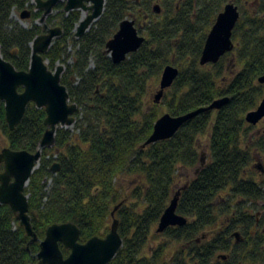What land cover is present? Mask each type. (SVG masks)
I'll list each match as a JSON object with an SVG mask.
<instances>
[{
  "label": "trees",
  "instance_id": "1",
  "mask_svg": "<svg viewBox=\"0 0 264 264\" xmlns=\"http://www.w3.org/2000/svg\"><path fill=\"white\" fill-rule=\"evenodd\" d=\"M247 2L106 0L102 17L79 39L75 29L81 12L67 14L64 2L56 6L47 25L60 27L63 34L44 58L51 71L57 64L65 67L61 84L78 110L73 129L57 128L55 145L43 150L26 188L40 241L50 226L65 223L79 228L82 244L105 238L112 212L121 204L115 218L123 246L109 264H264V215L261 222L253 215L264 210V166L254 164L255 156L264 153V136L252 135L255 126L246 121L264 98L259 83L264 0H254L249 10ZM229 3L240 13L234 49L217 64L202 66L208 34ZM157 4L160 14L154 10ZM34 10L32 0H0L1 54L18 71L29 70L31 43L45 33L36 23L44 12ZM26 11L32 13L28 27L13 19L14 13ZM126 18L136 20L146 41L115 64L106 45ZM168 65L179 69L178 78L161 103L153 99L147 105L153 82ZM224 98L229 101L220 110L202 113L174 137L143 147L161 109L184 116ZM46 116L31 103L11 130L0 101V153L5 148L36 153L47 130ZM261 173L262 182L255 178ZM178 192L177 214L187 224L158 233ZM31 240L11 207L0 203V264H39L40 242ZM60 247L67 258L71 251Z\"/></svg>",
  "mask_w": 264,
  "mask_h": 264
},
{
  "label": "water",
  "instance_id": "2",
  "mask_svg": "<svg viewBox=\"0 0 264 264\" xmlns=\"http://www.w3.org/2000/svg\"><path fill=\"white\" fill-rule=\"evenodd\" d=\"M65 3L64 11L69 14L80 11L81 20L75 29L77 39L83 37L97 22L105 11L106 0H33L36 10H43L44 14L39 20L44 24L45 33L35 38L31 43L32 56L28 71H18L10 62L3 59L0 47V101L4 102L7 123L11 130H15L25 116L29 104L34 103L38 109L46 111L44 121L47 130L40 142L36 153L28 151H14L5 148L0 153V165L4 164V171L0 173V203L9 205L25 228L31 243L40 242V252L37 255L39 264H109L123 246L119 234V220L115 218L116 211L112 212V224L109 234L105 238L94 237L87 243H80L79 228L72 223L56 224L50 226L45 239L40 241L33 230L29 215V196L26 188L32 174L38 168L42 152L55 145L57 128H71L75 123V113L78 106L70 102L67 88L61 84V77L65 70L58 66L51 71L44 56L48 53L55 39L63 34L60 27L50 28L47 17L51 15L59 3ZM156 13H161L160 6L154 7ZM85 14V15H84ZM30 11L23 12L21 19H28ZM240 13L234 3L227 4L217 16L216 22L210 30L200 58V64H217L227 53L233 51V30L238 23ZM146 41L136 28V21L126 18L121 22L119 30L108 41L106 53L115 64L124 62L127 57L137 52ZM179 76V69L168 65L164 68L160 90L155 95V102L160 103L164 92L171 88ZM264 84V76L259 79ZM23 88V91H19ZM229 101L228 98L215 101L209 107L198 109L184 116L174 117L168 113L163 114L155 123L153 133L143 147L156 142L167 140L176 135L180 128L189 120L198 115L214 110H220ZM264 119V98L259 106L247 113L246 121L257 126ZM202 165L204 158L201 159ZM59 165L51 171L58 172ZM179 192L162 215L157 232L162 233L168 227H181L187 224V219L177 214ZM70 250V255L65 258L60 245Z\"/></svg>",
  "mask_w": 264,
  "mask_h": 264
},
{
  "label": "rangeland",
  "instance_id": "3",
  "mask_svg": "<svg viewBox=\"0 0 264 264\" xmlns=\"http://www.w3.org/2000/svg\"><path fill=\"white\" fill-rule=\"evenodd\" d=\"M235 1V0H233ZM244 1V0H243ZM33 2V0H32ZM248 5H246V10H249V8H251V6L253 5L254 3V0H249V2H247ZM246 3V4H247ZM33 4V3H32ZM34 5V8L35 10L34 11H40V10H36V5ZM158 5V4H157ZM159 6V5H158ZM258 7V6H257ZM31 12V11H30ZM44 12V11H43ZM54 13V11H53ZM52 13V14H53ZM32 14V13H31ZM82 17V15H81ZM48 18V17H47ZM13 19L15 21H18L19 24H21L22 26L24 27H28L29 26V21L31 19V16L30 18L28 19H21V15H19L18 13H14L13 14ZM38 25L40 26H43L44 27V24H40L39 20L36 22ZM68 54H72L73 53V50L71 47H68ZM68 63L69 64H72V59H69L68 60ZM48 65V64H47ZM173 65V64H172ZM58 66H63V64H57V67ZM56 67V68H57ZM64 67V66H63ZM65 68V67H64ZM56 70V69H55ZM54 70V71H55ZM65 71V70H64ZM161 77V76H160ZM158 78V80H155L153 82V86L151 88V92L148 96V99H147V105L148 104H151L152 103V100L154 99L155 100V95L158 94L159 90H160V81H161V78ZM165 94V92H164ZM164 96V95H163ZM264 97V96H263ZM161 103V102H160ZM159 104V103H158ZM145 109H146V106H145ZM148 109V108H147ZM162 113L160 114V116H162L163 112H165V109H161ZM74 126V125H73ZM73 126L71 128H68V129H73ZM261 130V131H260ZM252 135H254L255 137H258V138H261V136H264V119L262 121L259 122V124L257 126H255V128L253 129L252 131ZM203 158H204V161L206 160V153L203 152ZM254 164L258 167H260L261 165L264 166V153H261V154H258L255 156V160H254ZM39 166V165H38ZM259 169V171L261 170V168H257ZM256 169V170H257ZM264 173V172H263ZM263 173H261V176H255V178L257 179V181H261L263 180ZM130 181V180H129ZM126 184H128V181H126ZM264 205L263 203H261V206ZM253 215L256 217L257 221L258 222H261L262 218H263V215H264V210L261 208V210H256L255 212H253Z\"/></svg>",
  "mask_w": 264,
  "mask_h": 264
},
{
  "label": "flooded vegetation",
  "instance_id": "4",
  "mask_svg": "<svg viewBox=\"0 0 264 264\" xmlns=\"http://www.w3.org/2000/svg\"><path fill=\"white\" fill-rule=\"evenodd\" d=\"M263 8H264V5H263ZM157 14H158V13H157ZM159 14H160V13H159ZM261 18L264 20V12L261 14ZM128 19H130V18H128ZM135 21H136V20H135ZM95 23H96V22H95ZM95 23H94V24H95ZM94 24H93V25H94ZM93 25H92V26H93ZM92 26H91V27H92ZM136 28H137V26H136ZM89 30H90V29H89ZM118 30H119V29H118ZM138 31H139V30H138ZM140 34H141V33H140ZM141 35H142V34H141ZM75 38H76V37H75ZM63 73H64V72H63ZM62 75H63V74H62ZM260 131H261V130H260Z\"/></svg>",
  "mask_w": 264,
  "mask_h": 264
},
{
  "label": "bare ground",
  "instance_id": "5",
  "mask_svg": "<svg viewBox=\"0 0 264 264\" xmlns=\"http://www.w3.org/2000/svg\"><path fill=\"white\" fill-rule=\"evenodd\" d=\"M85 15V14H84Z\"/></svg>",
  "mask_w": 264,
  "mask_h": 264
}]
</instances>
